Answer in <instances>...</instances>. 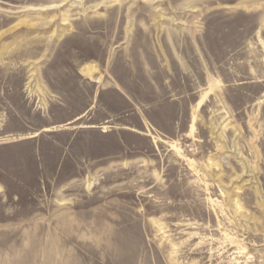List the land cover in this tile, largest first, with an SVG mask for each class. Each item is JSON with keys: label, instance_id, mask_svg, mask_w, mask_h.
I'll return each instance as SVG.
<instances>
[{"label": "rangeland", "instance_id": "374dc122", "mask_svg": "<svg viewBox=\"0 0 264 264\" xmlns=\"http://www.w3.org/2000/svg\"><path fill=\"white\" fill-rule=\"evenodd\" d=\"M0 264H264V0H0Z\"/></svg>", "mask_w": 264, "mask_h": 264}, {"label": "bare ground", "instance_id": "6f19581e", "mask_svg": "<svg viewBox=\"0 0 264 264\" xmlns=\"http://www.w3.org/2000/svg\"><path fill=\"white\" fill-rule=\"evenodd\" d=\"M81 70H82L81 72H83V74H85L87 76H92V71H93L92 69L84 68V69H81ZM193 129H194V126H193V124H191V130H193ZM234 205L236 206V208L238 209V211L241 209V207L238 204V202H236Z\"/></svg>", "mask_w": 264, "mask_h": 264}]
</instances>
